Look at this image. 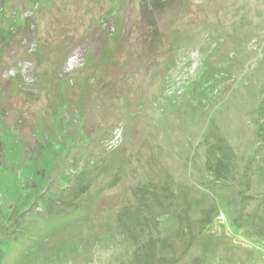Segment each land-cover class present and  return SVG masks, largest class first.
I'll return each mask as SVG.
<instances>
[{
    "label": "rangeland",
    "instance_id": "374dc122",
    "mask_svg": "<svg viewBox=\"0 0 264 264\" xmlns=\"http://www.w3.org/2000/svg\"><path fill=\"white\" fill-rule=\"evenodd\" d=\"M130 261L264 264V0H0V264Z\"/></svg>",
    "mask_w": 264,
    "mask_h": 264
},
{
    "label": "crops",
    "instance_id": "0c3cea01",
    "mask_svg": "<svg viewBox=\"0 0 264 264\" xmlns=\"http://www.w3.org/2000/svg\"><path fill=\"white\" fill-rule=\"evenodd\" d=\"M178 217L179 216H174L173 217V222H174V224L176 223V222H178L177 220H178ZM156 219H157V221H158V218L156 217ZM159 231H160V228H159ZM150 235V237H144V239H146V240H154L155 242L156 241H158L160 238H161V233L159 234V235H156V234H149ZM130 236H137V235H135V233H133V235L132 234H130ZM134 240H139V238H137V237H135L134 238ZM142 245H140V246H138L134 251L136 252V251H138V249H139V247H141ZM131 250V249H130ZM141 252H139L138 254H140ZM145 257V256H144ZM139 258H140V256H139ZM149 258V257H148ZM148 258L146 259V260H148ZM129 263H131V264H140L139 263V261H130Z\"/></svg>",
    "mask_w": 264,
    "mask_h": 264
},
{
    "label": "trees",
    "instance_id": "16d2710c",
    "mask_svg": "<svg viewBox=\"0 0 264 264\" xmlns=\"http://www.w3.org/2000/svg\"><path fill=\"white\" fill-rule=\"evenodd\" d=\"M201 221H203V220H201ZM205 225V224H204Z\"/></svg>",
    "mask_w": 264,
    "mask_h": 264
}]
</instances>
